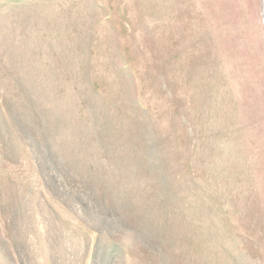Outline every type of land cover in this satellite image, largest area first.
I'll return each mask as SVG.
<instances>
[{
	"label": "rangeland",
	"instance_id": "obj_1",
	"mask_svg": "<svg viewBox=\"0 0 264 264\" xmlns=\"http://www.w3.org/2000/svg\"><path fill=\"white\" fill-rule=\"evenodd\" d=\"M264 0H0V264H264Z\"/></svg>",
	"mask_w": 264,
	"mask_h": 264
},
{
	"label": "bare ground",
	"instance_id": "obj_2",
	"mask_svg": "<svg viewBox=\"0 0 264 264\" xmlns=\"http://www.w3.org/2000/svg\"><path fill=\"white\" fill-rule=\"evenodd\" d=\"M264 10V9H263ZM263 16H264V11H263Z\"/></svg>",
	"mask_w": 264,
	"mask_h": 264
},
{
	"label": "water",
	"instance_id": "obj_3",
	"mask_svg": "<svg viewBox=\"0 0 264 264\" xmlns=\"http://www.w3.org/2000/svg\"><path fill=\"white\" fill-rule=\"evenodd\" d=\"M263 9H264V7H263ZM264 11V10H263Z\"/></svg>",
	"mask_w": 264,
	"mask_h": 264
}]
</instances>
